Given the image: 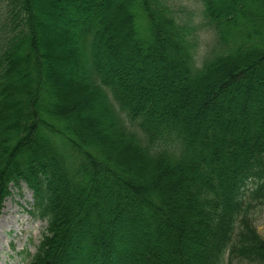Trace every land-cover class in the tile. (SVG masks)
<instances>
[{
    "label": "trees",
    "instance_id": "obj_1",
    "mask_svg": "<svg viewBox=\"0 0 264 264\" xmlns=\"http://www.w3.org/2000/svg\"><path fill=\"white\" fill-rule=\"evenodd\" d=\"M38 1L0 0V95L18 63L37 68L28 112L13 124L0 113V211L25 186L46 223L30 264H264L253 215L264 199V0H122L118 41L117 0H43L106 145L51 101ZM128 153L158 180L132 176ZM186 169L187 211H174L164 177Z\"/></svg>",
    "mask_w": 264,
    "mask_h": 264
},
{
    "label": "rangeland",
    "instance_id": "obj_2",
    "mask_svg": "<svg viewBox=\"0 0 264 264\" xmlns=\"http://www.w3.org/2000/svg\"><path fill=\"white\" fill-rule=\"evenodd\" d=\"M38 3L44 9V14L46 15V19H48L45 21L48 28L42 33V45L44 49L48 48L50 51L52 50L55 55L47 56L44 62L45 68L48 70L51 101L57 105V111L63 116L69 115L77 118L78 122L83 125L87 139L97 143L103 142L102 145H106L108 141L111 143L112 141H110L109 137L108 139L106 138L107 133L104 131V124L100 122L95 110H93L94 105L91 99L85 97V94L80 89L79 83L75 81V77L78 75L77 64L71 59L69 41L64 23L54 20V6L47 7V2L43 0H39ZM121 3L122 0H117V2L112 4L111 8L113 12V15L110 16L112 19L111 25L115 28V30H112L111 36L114 39L117 38L115 41H118V37H122L124 34L118 24L120 16L122 15L120 9ZM201 37L203 40H206L211 36L208 33H202ZM61 59H66L65 65L59 64ZM36 71L37 68L35 66L31 67L28 64V60H24L15 66L14 74L11 77L12 85L6 94L0 95V101L2 102H0L2 104L0 105V113L4 116V122L6 124H13L18 114L23 112V115H25L28 112V110L23 109L26 102L24 96L33 87L32 75ZM211 81H204V83L207 85ZM80 112L82 113L80 114ZM88 116H91L89 121L86 120ZM6 131L8 130L6 129ZM115 151H117V148H113L112 152ZM123 156L126 162V168L131 172L132 176L141 178V180H145L147 183L158 180V176L154 175L152 171H148L145 167L147 165L134 154L128 153ZM176 175V173H173L170 176L164 177V182L167 184L166 192L169 193L168 196H170L171 201L174 203V211L186 212L188 199L184 195L186 193L184 187L192 181L193 173L191 169H186V175L182 178L178 177L175 180L172 176L175 177ZM151 185H155V183ZM261 201L262 203L255 205L253 215L255 217L254 221L257 231L264 239V199ZM31 202V193L25 186H22L21 189H13L11 195L2 201L0 217L3 214L4 208L7 209L6 215L15 211L13 215L16 217L21 215L18 228L22 231L16 233L17 231L14 230V225L12 224L10 230L4 231L3 236L0 237V264H30L33 256L36 254L42 234L45 231L46 223L31 218V214H29ZM186 221H189V218ZM187 236L189 237L188 233ZM190 238H192V235ZM120 244L122 248L131 250L142 245L146 246L147 241L141 239L140 242L128 243L122 240Z\"/></svg>",
    "mask_w": 264,
    "mask_h": 264
},
{
    "label": "bare ground",
    "instance_id": "obj_3",
    "mask_svg": "<svg viewBox=\"0 0 264 264\" xmlns=\"http://www.w3.org/2000/svg\"><path fill=\"white\" fill-rule=\"evenodd\" d=\"M80 79L81 78H80L79 75H77L75 77V81L77 83H79ZM6 211H7V209L4 208L3 214L0 217V237L3 236L4 231L10 230V226L12 224L14 225V230L17 231L16 233H19L20 231H22V230H20L18 228V223H19V219H21V215L20 216H17V217L15 215H13V213H15V211H12L11 212L12 214L10 213V214L6 215L5 214Z\"/></svg>",
    "mask_w": 264,
    "mask_h": 264
}]
</instances>
